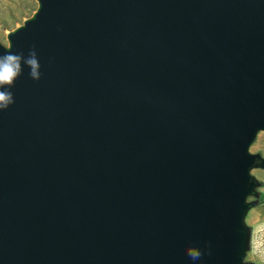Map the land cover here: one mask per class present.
Segmentation results:
<instances>
[{"label":"water","instance_id":"obj_1","mask_svg":"<svg viewBox=\"0 0 264 264\" xmlns=\"http://www.w3.org/2000/svg\"><path fill=\"white\" fill-rule=\"evenodd\" d=\"M37 1L0 43L41 65L4 89L0 264H254L264 0Z\"/></svg>","mask_w":264,"mask_h":264},{"label":"rangeland","instance_id":"obj_2","mask_svg":"<svg viewBox=\"0 0 264 264\" xmlns=\"http://www.w3.org/2000/svg\"><path fill=\"white\" fill-rule=\"evenodd\" d=\"M37 0H0V43L6 47L10 46L8 35L24 22L31 18L38 9ZM251 153H259L264 157V132H261L252 147ZM256 177L264 179L263 170H254ZM262 190V188H261ZM260 191V190H259ZM255 198H249L248 202ZM247 225L252 228L250 251L245 257V262L254 264H264V232L260 225L264 224V213L251 211L247 218Z\"/></svg>","mask_w":264,"mask_h":264},{"label":"clouds","instance_id":"obj_3","mask_svg":"<svg viewBox=\"0 0 264 264\" xmlns=\"http://www.w3.org/2000/svg\"><path fill=\"white\" fill-rule=\"evenodd\" d=\"M22 63L29 67V75L32 79L38 81L41 78V65L34 49L27 57L22 53H8L0 56V110H6L15 103L13 93L4 89H10L22 74ZM186 254L193 262L199 260L202 255L195 248H189Z\"/></svg>","mask_w":264,"mask_h":264},{"label":"crops","instance_id":"obj_4","mask_svg":"<svg viewBox=\"0 0 264 264\" xmlns=\"http://www.w3.org/2000/svg\"><path fill=\"white\" fill-rule=\"evenodd\" d=\"M256 170H263V171H264V169H256ZM253 171H254V170H253ZM252 173H253V172H252ZM253 175H254V174H253ZM254 176H255V175H254ZM255 177H256V176H255ZM256 178H257V180L262 184V186H261L262 190H261V188H260L259 190H260V192H261L262 194H264V179L259 178V177H256ZM252 210H253V211H258V212H260V213H261V216H262L263 213H264V203L261 204V205H259V206H257V207H255V208H253ZM252 210H250V212H251ZM250 212L248 213V216H249ZM248 216H247V218H248ZM247 218H246V221H247ZM259 227H260V229H263L262 231L264 232V224H261Z\"/></svg>","mask_w":264,"mask_h":264},{"label":"trees","instance_id":"obj_5","mask_svg":"<svg viewBox=\"0 0 264 264\" xmlns=\"http://www.w3.org/2000/svg\"><path fill=\"white\" fill-rule=\"evenodd\" d=\"M260 201H259V205L263 204L264 203V194H260Z\"/></svg>","mask_w":264,"mask_h":264}]
</instances>
